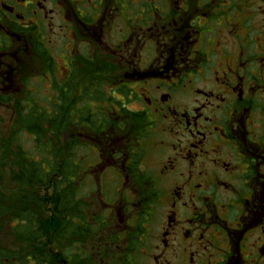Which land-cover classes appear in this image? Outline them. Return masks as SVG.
<instances>
[{"label":"flooded vegetation","instance_id":"flooded-vegetation-1","mask_svg":"<svg viewBox=\"0 0 264 264\" xmlns=\"http://www.w3.org/2000/svg\"><path fill=\"white\" fill-rule=\"evenodd\" d=\"M0 106L53 116L98 264H264V0H0Z\"/></svg>","mask_w":264,"mask_h":264},{"label":"trees","instance_id":"trees-1","mask_svg":"<svg viewBox=\"0 0 264 264\" xmlns=\"http://www.w3.org/2000/svg\"><path fill=\"white\" fill-rule=\"evenodd\" d=\"M18 110L15 124L33 137V145L28 150L23 146H17L16 152L11 153L5 147L6 152L0 156V174L4 186V204L0 213L2 212L4 217V229L9 230L11 238L23 244L26 250L14 251L8 249L7 246L0 247V264H64L67 257L58 251H54L53 254L50 248L51 243L47 238L46 225L42 223L39 216L43 200L38 197L36 189V185L44 186L47 184L48 178L57 176V150L47 136L49 134L47 128L55 127L54 119L53 116L46 113L44 116L37 115L35 108L27 114L22 106L18 107ZM2 144L3 141L0 143L1 150ZM12 157H16L19 167L14 163V160H11ZM37 158L45 161L47 168L34 163L33 161ZM65 161L67 189L63 194L65 198L60 202L58 208L62 211L60 216L64 214L63 211L69 213V224L66 226V222L61 223L60 233L56 235V243L57 248L73 244L81 247L83 242L79 239V221L84 205L81 203L80 195L76 192V184L69 181V178L76 174L71 153L68 154ZM33 178L34 182L32 183ZM55 185L57 186L56 194L60 197L58 184ZM90 229L91 227L88 230Z\"/></svg>","mask_w":264,"mask_h":264},{"label":"rangeland","instance_id":"rangeland-1","mask_svg":"<svg viewBox=\"0 0 264 264\" xmlns=\"http://www.w3.org/2000/svg\"><path fill=\"white\" fill-rule=\"evenodd\" d=\"M14 115H16L15 107L13 108V106H9V107L0 106V133H2L3 135L2 138L4 140L2 144V150L0 149V155H3L6 152L7 148L5 149L6 147L5 144L6 145L10 144L12 140L13 142L10 144L9 148L10 151H12L13 149L14 152H16L15 148L17 146L20 147L23 146L26 150H28L33 145V139H31L28 133L25 130H22L20 126H17L15 124ZM50 131L51 133H49L47 136L50 140L54 141L55 130L54 128L53 129L51 128ZM14 163H16L18 166L16 157L14 159ZM7 192H9L8 189ZM38 193L40 195V198L43 200V204L42 206H40L41 209L39 210L40 220L42 221L43 224L46 225L47 238L49 240V243H51L50 245L51 249H53L54 251H58L61 255H65L67 257L66 263L64 264H98L100 259L97 260V257L94 256L95 255L94 251H90V252L88 251L86 252L88 254H84L81 250V247L75 246V244L70 245L68 247L62 246L57 248L58 245L56 243V236H54L52 232L54 227L51 228V225L53 223L50 220L52 213L50 211L48 212L47 210L50 205L49 203L48 204L45 203L46 197L43 195V193L42 192H38ZM88 199H91V200H87L88 202L91 203L95 202L92 196H88ZM4 232H5V237L0 235V247L7 246L8 249H12L14 251H19V250L22 251L24 249L26 250L23 244H20L19 242L16 241V239L14 240L13 238H11L9 230H5ZM92 245L89 244V249H91ZM113 256L116 257V255ZM123 263L130 264L129 262H126L123 255H121L120 258H113L109 260V264H123ZM147 264H151V263L148 262Z\"/></svg>","mask_w":264,"mask_h":264}]
</instances>
